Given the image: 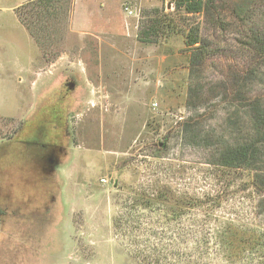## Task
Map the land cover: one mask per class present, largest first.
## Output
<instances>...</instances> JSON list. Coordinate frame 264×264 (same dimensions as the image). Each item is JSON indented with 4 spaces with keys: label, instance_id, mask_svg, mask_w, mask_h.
<instances>
[{
    "label": "rangeland",
    "instance_id": "obj_1",
    "mask_svg": "<svg viewBox=\"0 0 264 264\" xmlns=\"http://www.w3.org/2000/svg\"><path fill=\"white\" fill-rule=\"evenodd\" d=\"M14 1L0 0V264H145L172 248L193 264H251L238 239L264 228V56L248 43L264 34V0L194 13L178 0H59L42 46L15 12L27 0ZM241 145L248 164L213 165ZM156 184L218 192L234 236L209 239L205 203L174 224L149 208L121 218ZM154 224L178 227L175 244L143 239Z\"/></svg>",
    "mask_w": 264,
    "mask_h": 264
},
{
    "label": "trees",
    "instance_id": "obj_2",
    "mask_svg": "<svg viewBox=\"0 0 264 264\" xmlns=\"http://www.w3.org/2000/svg\"><path fill=\"white\" fill-rule=\"evenodd\" d=\"M60 1L59 0H27L24 3H22L20 6H18L15 10L19 22L24 26V28L28 31L32 39H34V42L39 46H42L44 44L43 39L46 36L51 35L49 33L50 24L48 23L47 17L54 14L55 11H58L59 2L60 5L66 6L64 9H67L69 7L70 0H65L66 1L65 4H63L64 0H60ZM176 5L178 8L184 5L183 8L185 12L194 13L202 9L204 5V0H184V1L178 0L176 2ZM252 34H253L251 36L252 38L250 39L251 41L249 40L248 43H250L253 48H255L254 46H256L257 49L260 50L261 56H264V34L259 30L257 32H253ZM185 38H186L185 39L186 43L190 46L199 42L197 30L189 29L188 32L186 33ZM255 117L256 118L254 122L257 125V131L261 132L264 135V116L262 115V113L258 112ZM33 154H34V158L37 159L36 153ZM249 159L250 158L248 155V147L241 145V146H237L232 150L229 149L226 152V155L222 156L220 161L218 163H214L213 165L225 167V168H234L242 164L243 166L245 164H248ZM157 181L159 182V178L154 179V183H157ZM217 181H218V177H217ZM217 193L212 195L211 192L208 191L207 193L203 194L204 196L203 199H200L198 197V194L195 193L193 194L192 192H188V191L185 192V195H183L184 191L179 192L177 196L176 190L171 189L166 184L162 186L156 184V187L151 189V191L142 189L140 193H137V197L134 198L133 200L134 202L128 206V212L122 213L121 218L126 216L127 214L128 215L127 219H128L130 216H132L133 211L140 209L137 212L142 213L141 208L144 209L149 208L151 212L155 214L158 213V211H160L159 213L160 216L165 217L171 221L173 220L176 221L178 219L179 213H183V210H185V208L190 210L191 208L194 207V203L195 204L205 203L206 218L217 222L216 226H219L217 228L216 226L210 224L209 228H206L205 230L208 231L207 234L209 236V239L217 240L219 246H221L226 242L224 241L225 239H229L227 237V234H230V238L233 237L234 234L228 233V228L230 227L231 223L227 222V225H225L224 223L225 221L221 218L222 215H219L215 212L218 205L215 203L216 201L214 202L213 199L216 198L214 195H216ZM162 202H165V204L172 202L173 205L167 207ZM228 220L234 221L235 219H231L229 217ZM158 224H154L153 226L143 227L142 228L143 231L140 233L141 234L140 236H142L143 239H146L149 236H152L153 239H168L166 240L168 246L169 244H175L173 241L179 238L178 235L180 236V233H178L179 228L174 227L175 225L163 227ZM212 226L214 227L213 229H211ZM242 228L246 232H252L254 234L257 233L256 234L257 237L255 239H252L253 241L251 243H249L248 239L241 238L240 240L237 238L238 247H240L238 250H241L243 252V258H245L246 255L248 254L247 258L251 260V264H264V258L261 256V254L264 252V228H262L260 231H257L255 227H249L248 225H242ZM202 230H204V228ZM144 235H146L145 238L143 237ZM255 246L260 248L255 249ZM257 250H260L261 252L259 253ZM137 251H141V249H138ZM177 252L178 250L173 251V248L165 250L163 252L164 255H162L160 252H157V256L155 255L153 260L149 258L145 259V264L146 262L147 264H159L161 259L163 260L166 258L170 259L171 264H181L182 262L181 260H188V262H190L189 264H193L191 261L193 259H190V257L186 253L183 255L184 258L182 257L183 258L182 259Z\"/></svg>",
    "mask_w": 264,
    "mask_h": 264
},
{
    "label": "crops",
    "instance_id": "obj_3",
    "mask_svg": "<svg viewBox=\"0 0 264 264\" xmlns=\"http://www.w3.org/2000/svg\"><path fill=\"white\" fill-rule=\"evenodd\" d=\"M23 1H25V0H15L14 2H13V4L11 5V6H8V7H11L12 8V10L17 6V5H19L21 2H23Z\"/></svg>",
    "mask_w": 264,
    "mask_h": 264
},
{
    "label": "flooded vegetation",
    "instance_id": "obj_4",
    "mask_svg": "<svg viewBox=\"0 0 264 264\" xmlns=\"http://www.w3.org/2000/svg\"><path fill=\"white\" fill-rule=\"evenodd\" d=\"M49 153H50V152H49ZM49 153H46L45 156H44L43 158H45V157L47 158ZM50 160H51V159H50Z\"/></svg>",
    "mask_w": 264,
    "mask_h": 264
},
{
    "label": "built area",
    "instance_id": "obj_5",
    "mask_svg": "<svg viewBox=\"0 0 264 264\" xmlns=\"http://www.w3.org/2000/svg\"><path fill=\"white\" fill-rule=\"evenodd\" d=\"M125 9H126V10H128V8H127V7H125Z\"/></svg>",
    "mask_w": 264,
    "mask_h": 264
}]
</instances>
